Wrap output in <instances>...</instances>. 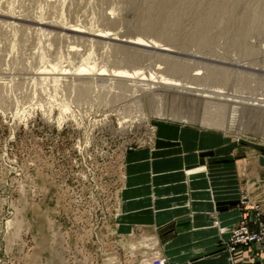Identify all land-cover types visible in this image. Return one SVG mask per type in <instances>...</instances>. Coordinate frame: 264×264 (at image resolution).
I'll return each mask as SVG.
<instances>
[{
    "label": "rangeland",
    "instance_id": "obj_1",
    "mask_svg": "<svg viewBox=\"0 0 264 264\" xmlns=\"http://www.w3.org/2000/svg\"><path fill=\"white\" fill-rule=\"evenodd\" d=\"M163 121L264 154V0H0V264H120L98 237Z\"/></svg>",
    "mask_w": 264,
    "mask_h": 264
},
{
    "label": "crops",
    "instance_id": "obj_2",
    "mask_svg": "<svg viewBox=\"0 0 264 264\" xmlns=\"http://www.w3.org/2000/svg\"><path fill=\"white\" fill-rule=\"evenodd\" d=\"M238 154L220 129L163 121L155 140L125 153L117 208L99 242L120 264H264L252 242L231 253V229L242 217L257 225L264 208V154ZM109 244V245H108Z\"/></svg>",
    "mask_w": 264,
    "mask_h": 264
},
{
    "label": "built area",
    "instance_id": "obj_3",
    "mask_svg": "<svg viewBox=\"0 0 264 264\" xmlns=\"http://www.w3.org/2000/svg\"><path fill=\"white\" fill-rule=\"evenodd\" d=\"M254 218L252 221L257 225L256 230H252L248 222L251 221L249 217H242L237 225H235L230 232L228 240V250L230 252V259L232 258L231 253L234 251L236 245L248 246L250 243L255 242L261 248L264 249V208L254 205ZM152 264H165L164 259L155 258Z\"/></svg>",
    "mask_w": 264,
    "mask_h": 264
},
{
    "label": "bare ground",
    "instance_id": "obj_4",
    "mask_svg": "<svg viewBox=\"0 0 264 264\" xmlns=\"http://www.w3.org/2000/svg\"><path fill=\"white\" fill-rule=\"evenodd\" d=\"M117 16V15H116ZM116 19V18H115ZM117 21V20H116ZM68 31V30H67ZM71 31V30H70ZM73 32V31H71ZM103 33V32H102ZM111 36V35H109ZM96 38H99V39H104V38H107V35H96ZM152 43V42H151ZM157 43V42H156ZM132 46H136V47H141L143 46L144 42L142 39H135L134 42H131L130 43ZM150 45V43H149ZM152 45V44H151ZM147 46V45H146ZM159 46V45H158ZM157 45H154L153 47H155V49L158 47ZM152 47V48H153ZM166 47V46H164ZM150 48V47H148ZM160 52L159 53H162L164 55H169L172 51V49H168V48H161V49H158ZM140 73V71H139ZM137 71L135 73L134 72H129V71H120L118 72V75L116 74L115 77L119 78L120 80H127V79H135V78H139V81H146L148 80L149 78H151V73L150 74H146L143 72V74H139ZM157 82L155 80H153L152 82H155V83H158L159 84V87L161 88H166L165 90L169 91V92H178L180 91L181 89V84L179 81L177 80H173V79H169V78H164L163 76H160V77H157ZM59 81V80H57ZM164 90V89H163ZM254 106V105H253ZM256 106V105H255ZM254 106V107H255ZM258 106V105H257ZM264 138V137H262Z\"/></svg>",
    "mask_w": 264,
    "mask_h": 264
}]
</instances>
